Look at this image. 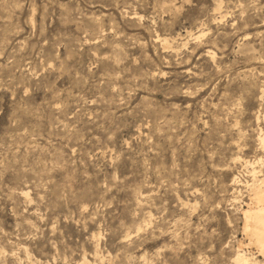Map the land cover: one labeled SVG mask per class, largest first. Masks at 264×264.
<instances>
[{"label":"rangeland","instance_id":"374dc122","mask_svg":"<svg viewBox=\"0 0 264 264\" xmlns=\"http://www.w3.org/2000/svg\"><path fill=\"white\" fill-rule=\"evenodd\" d=\"M263 86L264 0H0V264H234Z\"/></svg>","mask_w":264,"mask_h":264},{"label":"bare ground","instance_id":"6f19581e","mask_svg":"<svg viewBox=\"0 0 264 264\" xmlns=\"http://www.w3.org/2000/svg\"><path fill=\"white\" fill-rule=\"evenodd\" d=\"M220 6L221 1H217V7L220 8ZM173 7V4L167 5L168 9ZM131 15V18L135 20H138L141 17L138 12H133ZM204 34V31H200V33L196 35L190 30L187 31V35L189 37L194 36L195 39L201 38ZM154 40L161 42L164 47L179 46L180 44L185 46L188 44V40L183 41V38L180 37V34H178L177 37H168L156 34ZM178 40H182V42L178 43ZM208 53L211 52L208 51ZM263 92L264 90L261 89V93ZM256 120L258 122L257 125L259 126L256 141L259 145V148L264 150V127H260L259 125V122H263L264 124V114H262L260 110L257 112ZM234 159L239 160L242 163L249 173L250 179L242 180L240 176L242 174H233L230 179V185L232 186L233 193L232 202L241 203L238 208L243 223L242 233L244 234L246 241L238 240L232 261L234 264H264V157L255 156L253 159H249L237 155ZM238 186L245 187V196L247 198L246 201L242 199L241 196L243 193L241 188H238ZM19 194L26 199L30 198L29 190L26 187L21 188ZM98 251L99 250L96 247L92 255L94 259H97ZM79 264H91V261L88 259L86 254H84L80 259Z\"/></svg>","mask_w":264,"mask_h":264}]
</instances>
